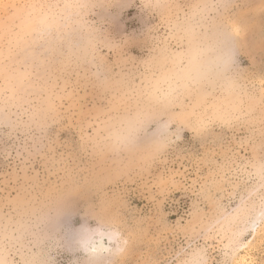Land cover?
I'll return each mask as SVG.
<instances>
[{
    "label": "clouds",
    "instance_id": "obj_1",
    "mask_svg": "<svg viewBox=\"0 0 264 264\" xmlns=\"http://www.w3.org/2000/svg\"><path fill=\"white\" fill-rule=\"evenodd\" d=\"M0 264H264V0H0Z\"/></svg>",
    "mask_w": 264,
    "mask_h": 264
}]
</instances>
